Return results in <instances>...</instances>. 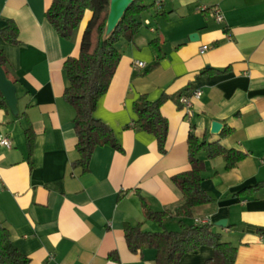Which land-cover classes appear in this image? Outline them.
<instances>
[{
	"label": "crops",
	"instance_id": "obj_1",
	"mask_svg": "<svg viewBox=\"0 0 264 264\" xmlns=\"http://www.w3.org/2000/svg\"><path fill=\"white\" fill-rule=\"evenodd\" d=\"M50 3L0 0V28L14 20L20 37L10 44L0 36L19 106L18 115L0 106V138L12 141L11 148L0 144V216L19 249L32 264H156L154 248L129 249L124 224L179 230L182 217L173 210L183 194L172 177L190 168L194 133L248 155L227 170L223 156L199 154L205 161L202 188L213 201L184 220L197 225L209 218L238 247L236 264H264V184L255 189L264 183V0H166L140 14L134 39L117 44L122 58L95 112L123 151L98 147L88 171L74 165L80 157L76 111L63 93L69 85L64 62L79 55L92 14L64 39L46 18ZM216 9L224 14L222 22ZM153 40L160 42V59ZM203 46L208 48L201 51ZM137 60L147 66L136 67ZM186 90L191 116L172 99L162 106L169 134L161 153L155 135L136 125L134 104L141 95L156 101ZM214 121L223 124L217 133ZM29 127L35 132L31 154ZM139 194L151 210L171 211L162 225L146 216ZM213 255V247L202 246L179 264H206Z\"/></svg>",
	"mask_w": 264,
	"mask_h": 264
},
{
	"label": "trees",
	"instance_id": "obj_2",
	"mask_svg": "<svg viewBox=\"0 0 264 264\" xmlns=\"http://www.w3.org/2000/svg\"><path fill=\"white\" fill-rule=\"evenodd\" d=\"M153 5L146 0H134L126 11L114 32L106 36L107 22L110 13V0H51L46 10V18L64 39L72 38L75 30L84 22L88 13L92 14L80 44L78 56H71L64 62V70L69 79L63 96L76 111L73 120L77 134V151L79 159L75 166H81L84 171L90 169V163L95 150L100 146H110L123 151L114 130L95 116L98 104L109 90L116 74L122 54L117 44L122 38L133 40L141 27L138 16ZM0 36L10 44L20 42L19 28L14 20H7V25L0 28ZM158 59L161 58V47L158 40H153ZM0 64L10 77L9 60L0 50ZM14 83L17 80H13ZM188 96L187 90L176 95H164L159 100L151 101L147 95H141L134 104L137 114L138 128L155 135L161 153L167 152L169 120L162 113V106L168 99L183 107L181 99ZM0 106L9 108L7 101L0 91ZM229 130H224L223 135ZM26 141L31 154L33 151L35 132L32 127L25 130ZM206 151L208 157L223 156L226 169H233L247 157V153L234 148H227L220 141H202L194 133L189 137L190 168L175 174L173 182L183 194L181 202L175 206L173 214L182 217L179 230H162L150 232L142 229L141 224H124L127 245L132 252H141L154 248L157 252L156 264H179L189 252L202 246H211L214 255L206 264H236L238 247L224 240L221 233L216 232L212 224H188L184 218L191 217L195 207L213 201L203 188V171L205 161L199 157ZM264 183L255 186L258 189ZM145 214L162 225L163 220L171 211L155 212L150 209L144 196L139 194ZM118 260L117 254L111 256ZM0 264H32L15 244L12 232L0 216Z\"/></svg>",
	"mask_w": 264,
	"mask_h": 264
},
{
	"label": "water",
	"instance_id": "obj_3",
	"mask_svg": "<svg viewBox=\"0 0 264 264\" xmlns=\"http://www.w3.org/2000/svg\"><path fill=\"white\" fill-rule=\"evenodd\" d=\"M134 0H110V13L107 22L106 36L112 34L114 30L118 27L120 21L124 17L126 11ZM197 34L194 33L193 37ZM0 91L4 95L8 106L15 115L19 114L18 106V95H17V85L11 80L4 67L0 64ZM223 127V124L219 121H214L212 124V132H219ZM221 225H226V223H220Z\"/></svg>",
	"mask_w": 264,
	"mask_h": 264
},
{
	"label": "built area",
	"instance_id": "obj_4",
	"mask_svg": "<svg viewBox=\"0 0 264 264\" xmlns=\"http://www.w3.org/2000/svg\"><path fill=\"white\" fill-rule=\"evenodd\" d=\"M166 2V0H155L154 2V6L157 7V8H161L163 6V4ZM202 11H208L210 10L211 8L209 6H202L200 8ZM214 15L216 17V19L219 21V22H222L224 20V14L223 12L220 10V9H216L214 11ZM208 48V46H203L201 48V51H205L206 49ZM134 65L136 67H140V68H145L147 66V63L144 62V61H140V60H137ZM202 94L201 90H197L194 95L195 96H200ZM181 103L182 105L184 106H187V109L190 107V100H189V97L188 96H184L182 99H181ZM187 115L188 116H191L192 115V112L191 110H187ZM0 144L3 145V146H6L8 148H11L12 146V141L9 137H1L0 138ZM197 224H210L209 223V218H204V219H201V220H197Z\"/></svg>",
	"mask_w": 264,
	"mask_h": 264
},
{
	"label": "rangeland",
	"instance_id": "obj_5",
	"mask_svg": "<svg viewBox=\"0 0 264 264\" xmlns=\"http://www.w3.org/2000/svg\"><path fill=\"white\" fill-rule=\"evenodd\" d=\"M155 0H146L147 4H154Z\"/></svg>",
	"mask_w": 264,
	"mask_h": 264
}]
</instances>
